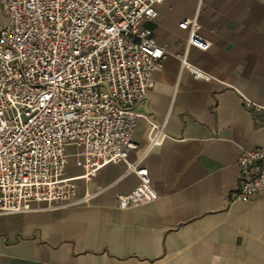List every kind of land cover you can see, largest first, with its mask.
Masks as SVG:
<instances>
[{"label": "crops", "instance_id": "0c3cea01", "mask_svg": "<svg viewBox=\"0 0 264 264\" xmlns=\"http://www.w3.org/2000/svg\"><path fill=\"white\" fill-rule=\"evenodd\" d=\"M193 19L209 49L188 48L187 63L208 81L178 58ZM143 27L166 57L134 107L127 162L147 169L158 200L118 210L136 175L112 163L86 179L69 146L70 199L0 214V264H264V195L232 198L239 157L264 150V0H167ZM152 123L164 137L146 153Z\"/></svg>", "mask_w": 264, "mask_h": 264}, {"label": "built area", "instance_id": "2783aa9c", "mask_svg": "<svg viewBox=\"0 0 264 264\" xmlns=\"http://www.w3.org/2000/svg\"><path fill=\"white\" fill-rule=\"evenodd\" d=\"M167 0H0V214L30 211L31 203L70 199L63 178L69 146L89 179L108 164L123 163L137 186L117 197L126 210L153 203L157 192L146 168L127 162L137 103L151 89L166 48L143 26ZM202 0H197L201 4ZM179 28L188 34L178 57L194 79L209 76L187 63V49H209L196 19ZM164 137L152 123L148 153ZM237 161L238 190L247 203L264 195V150Z\"/></svg>", "mask_w": 264, "mask_h": 264}]
</instances>
